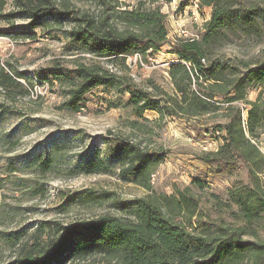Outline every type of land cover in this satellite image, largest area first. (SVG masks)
<instances>
[{
	"label": "rangeland",
	"instance_id": "374dc122",
	"mask_svg": "<svg viewBox=\"0 0 264 264\" xmlns=\"http://www.w3.org/2000/svg\"><path fill=\"white\" fill-rule=\"evenodd\" d=\"M0 1L4 2L0 68L21 75L19 82L27 91L19 95L21 89L0 87V264H14L22 248L53 223L66 227L103 215L121 217L126 201L150 195L119 178L116 154L124 142L159 157L151 177L152 194L170 196L176 190L190 189L198 204L190 230L216 236L219 229H225L228 234L234 231L240 242H264V219L258 225L242 223L227 196L235 187L250 185L247 169L240 164L227 175L211 174L199 160L202 153L213 152L220 144L214 127L226 122V113L221 110L191 118L145 111L140 117L129 104L127 88L142 90L151 99L174 96L168 66L179 61L169 53V45L142 57L141 63L127 60L120 65L88 55L70 41L69 33L80 17L102 19L110 13L108 8L130 9L139 0H52V8L66 15L41 20L37 17L43 13H23L26 0ZM172 2L154 5L165 15L167 38L201 40L211 9L200 12L192 7L193 0ZM234 3L232 16L237 22L227 21L211 36L204 65L223 67L225 80L242 78L247 101L257 104L264 116V84H255L250 74L264 67V24L252 16L254 10L264 9V0ZM39 21L46 26L36 25ZM79 64L110 70L121 86L94 88L82 98L79 111L72 112L65 106L71 86L64 81L59 84L49 73L61 71L74 78ZM192 82L191 92L208 94V83ZM223 100L217 94L215 101ZM237 106L246 120L250 106ZM255 134L264 155V117ZM259 177L264 184V173ZM193 180L201 181L203 188L193 185ZM184 217L178 216L176 223L189 228ZM75 264L108 262L94 256ZM234 264H251V260L246 254Z\"/></svg>",
	"mask_w": 264,
	"mask_h": 264
},
{
	"label": "trees",
	"instance_id": "16d2710c",
	"mask_svg": "<svg viewBox=\"0 0 264 264\" xmlns=\"http://www.w3.org/2000/svg\"><path fill=\"white\" fill-rule=\"evenodd\" d=\"M172 1L149 0L143 3L139 0L130 9L127 6L117 10L108 8L110 13L102 19L82 16L76 28L69 33L70 41L88 55L120 65L128 56L139 54L146 58L169 45V53L179 61L168 66L174 96L151 99L142 90L131 91L127 88L129 104L140 117L145 111L191 118L221 110L225 112L226 122L214 127L220 135V144L215 151L202 153L199 160L211 174L227 175L240 164L247 169L250 185L235 187L227 196L237 207L242 223L258 225L264 219V184L259 177L264 173V155L256 145L255 132L264 116L260 115L257 104L247 101L242 78L225 80L221 76L223 67L211 66L209 69L204 65L211 36L224 28L227 21L237 22L233 21L232 16L235 0H197L198 11L211 9L209 19L205 21L203 38L174 41L167 38L165 15L160 6H154ZM3 6L4 2L0 1V9ZM23 6L25 14L33 16L43 13L37 17L38 20L66 15L52 8V0H26ZM252 16L264 24V9L254 10ZM242 21L249 23L245 19ZM36 25L46 26L45 22L40 21ZM49 74L59 84L64 81L71 86L66 92L68 98L65 106L72 112L79 111L82 98L94 88L121 86L116 74L98 64H79L74 78L61 71ZM250 74L255 84H264V67L255 68ZM21 79V75H13L0 68V87L21 89L19 95L27 94L19 82ZM194 80L208 83V94L196 95L191 92ZM42 81L47 82V79ZM217 94L224 97L222 102L215 101ZM242 103L250 106L246 120H243V110L237 106ZM116 158L120 180L151 194L126 201L121 207L124 213L121 217L103 215L66 227L53 223L31 245L22 248L14 264H75L94 256H100L108 264H234L242 261L246 254L251 264H264V242L243 243L234 231L228 234L225 229H219L221 233L216 236L190 230L198 204L189 188L176 190L170 196L152 194L151 177L159 164V157L124 142ZM192 184L203 188L199 180H193ZM183 214L189 228L176 223V218Z\"/></svg>",
	"mask_w": 264,
	"mask_h": 264
},
{
	"label": "built area",
	"instance_id": "2783aa9c",
	"mask_svg": "<svg viewBox=\"0 0 264 264\" xmlns=\"http://www.w3.org/2000/svg\"><path fill=\"white\" fill-rule=\"evenodd\" d=\"M192 7L193 8H195V9H199L198 8V2H197V0H193V2H192ZM182 34H184L183 32H182ZM127 60H129L130 62H133V63H136L137 61L139 62V63H141V61H142V56L141 55H139V54H137V55H135V56H128V57H126L125 58V61L127 62Z\"/></svg>",
	"mask_w": 264,
	"mask_h": 264
},
{
	"label": "crops",
	"instance_id": "0c3cea01",
	"mask_svg": "<svg viewBox=\"0 0 264 264\" xmlns=\"http://www.w3.org/2000/svg\"><path fill=\"white\" fill-rule=\"evenodd\" d=\"M173 3V2H172Z\"/></svg>",
	"mask_w": 264,
	"mask_h": 264
}]
</instances>
